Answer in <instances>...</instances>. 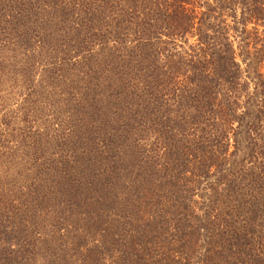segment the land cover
I'll list each match as a JSON object with an SVG mask.
<instances>
[{
    "label": "trees",
    "instance_id": "16d2710c",
    "mask_svg": "<svg viewBox=\"0 0 264 264\" xmlns=\"http://www.w3.org/2000/svg\"><path fill=\"white\" fill-rule=\"evenodd\" d=\"M57 6L66 10L62 33L79 40L71 48L82 49L78 34L86 30L91 45L106 51L100 60L129 84L133 130L145 131L143 121L159 153L193 161L190 175H174L170 190L182 198L147 214L137 211L149 193L141 175L134 177L138 186L131 183L140 193L128 201L133 210L101 206L84 194L76 214L104 231L95 249L108 252L109 264H264V0H59ZM9 14H0V30L24 33L35 25L36 17ZM197 186L203 201L188 203ZM20 195L17 203L0 192L7 261L15 252L5 239L22 248L6 232L31 202L28 195L23 204Z\"/></svg>",
    "mask_w": 264,
    "mask_h": 264
},
{
    "label": "rangeland",
    "instance_id": "374dc122",
    "mask_svg": "<svg viewBox=\"0 0 264 264\" xmlns=\"http://www.w3.org/2000/svg\"><path fill=\"white\" fill-rule=\"evenodd\" d=\"M45 1L52 5L44 7ZM58 3L0 0V14L36 17L24 33L0 30V192L17 203L22 192V203L28 195L31 201L6 231L18 237L22 248L5 239L15 255L5 260L9 254L1 249L7 244L0 243V264H19V256L26 257L24 264H103L102 259L109 264L108 252L95 249L101 226L76 214L83 195L101 206L133 210L128 201H138L140 193L136 196L131 183L138 186L134 177L141 175L142 188L153 195L146 200V193L137 211L144 208L147 214L182 198L170 190L174 175L187 177L193 170V161L177 162L174 155L159 153L148 124L141 121L145 131L133 130L129 84L119 82L112 63L100 60L106 51L91 45L86 30L78 34L82 49L71 48L79 40L62 33L68 23ZM111 91L115 98L108 97ZM133 111L143 113L139 107ZM143 172L152 174L150 182ZM201 193L198 186L192 188L187 202L201 203L196 196ZM147 201L152 205L145 207Z\"/></svg>",
    "mask_w": 264,
    "mask_h": 264
}]
</instances>
